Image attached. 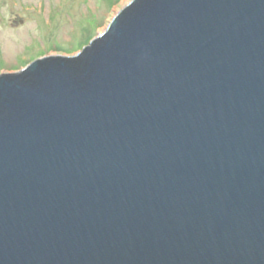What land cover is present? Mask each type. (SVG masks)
Here are the masks:
<instances>
[{"label":"water","instance_id":"1","mask_svg":"<svg viewBox=\"0 0 264 264\" xmlns=\"http://www.w3.org/2000/svg\"><path fill=\"white\" fill-rule=\"evenodd\" d=\"M0 264H264V0H130L0 73Z\"/></svg>","mask_w":264,"mask_h":264},{"label":"rangeland","instance_id":"2","mask_svg":"<svg viewBox=\"0 0 264 264\" xmlns=\"http://www.w3.org/2000/svg\"><path fill=\"white\" fill-rule=\"evenodd\" d=\"M130 0H0V73L74 55Z\"/></svg>","mask_w":264,"mask_h":264}]
</instances>
